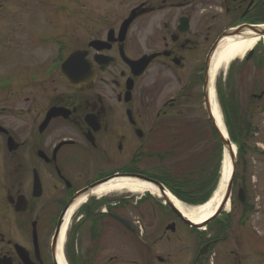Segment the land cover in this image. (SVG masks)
<instances>
[{"label": "flooded vegetation", "instance_id": "af4514ba", "mask_svg": "<svg viewBox=\"0 0 264 264\" xmlns=\"http://www.w3.org/2000/svg\"><path fill=\"white\" fill-rule=\"evenodd\" d=\"M48 12L0 0V264H58L78 203L65 264H264L261 185L202 228L165 194H94L134 176L162 184L183 133L203 126L199 112L212 126L205 96L219 43L264 25V0H63ZM263 46L240 62L258 71L237 100L255 146Z\"/></svg>", "mask_w": 264, "mask_h": 264}, {"label": "rangeland", "instance_id": "374dc122", "mask_svg": "<svg viewBox=\"0 0 264 264\" xmlns=\"http://www.w3.org/2000/svg\"><path fill=\"white\" fill-rule=\"evenodd\" d=\"M33 1L34 6L36 8V13L39 15H47L51 12H48L49 6L50 8H57L58 4L63 0H23V2ZM264 47V46H263ZM243 59H236L231 62L225 69H221L215 77L214 87L219 88V84L222 86V92L224 90V97L230 96L235 100H242V103L245 104L248 100V94L251 91V87L253 85L254 79L258 76V71L255 68V60H251L248 63L240 64ZM238 63V64H237ZM260 75H264V71L260 72ZM231 90V91H229ZM219 100V94L216 95ZM199 120L201 121L198 130H189L185 131L182 135L181 143L183 141L184 145L182 149L178 151L175 159L169 160L166 164L168 166V170L163 176V179L166 176L171 178V183L175 180L173 185H176L177 179L183 176L182 174L189 173L191 170L197 171L199 166L204 165L207 162V166L209 165V170L211 171L217 162L218 151L216 149V139L213 138L209 133V126L206 123V116L203 112H199ZM264 120V119H263ZM261 126H263L261 124ZM260 135V134H259ZM256 138V137H255ZM254 141L258 143L256 147L260 150V146L263 148L264 144L262 143V136H259ZM252 144V143H250ZM254 145V144H252ZM169 150V148H168ZM147 153V152H146ZM223 150H221V159H222ZM215 154V156H214ZM209 161V163H208ZM222 161V160H221ZM222 165V162H221ZM149 166H154L153 161L149 164ZM221 168L219 171L220 177ZM194 178V177H193ZM196 178V176H195ZM219 180V179H218ZM240 180L237 183H234L232 186V198L234 199L238 189L243 190L244 194L247 193L246 189L251 193H255L252 189L259 188V185L264 187V157L252 154L248 159V168L247 172L243 179V184H240ZM256 195V194H255ZM254 195V197H255ZM200 196V194H198ZM253 197V198H254ZM178 200V199H177ZM254 201V199H253ZM179 202H183L180 200ZM186 202H183V204ZM257 202H255L256 204ZM189 206H198L201 205L199 203L190 202ZM257 239V238H256ZM262 244L264 243V235L261 237L259 241ZM261 252L264 259V248H261Z\"/></svg>", "mask_w": 264, "mask_h": 264}, {"label": "bare ground", "instance_id": "6f19581e", "mask_svg": "<svg viewBox=\"0 0 264 264\" xmlns=\"http://www.w3.org/2000/svg\"><path fill=\"white\" fill-rule=\"evenodd\" d=\"M258 30L260 33L257 32ZM259 42H263L264 44V25L255 27L254 29L248 28L241 35L226 36L219 43V46L215 51L212 61L210 63L208 92L210 111L216 128L226 140H228V133L223 123L222 115L216 101V95L213 87L215 77L222 68L225 69L234 60L242 58ZM228 148H230L233 154H235L236 147L234 144L231 143L230 146L228 145ZM228 148H224L219 181L215 191L213 192L208 201L198 206H186L185 204L176 201L170 193L165 192V196L175 207V209L179 211L180 214L184 216V218L188 219L194 224H202L205 220L213 216L214 212L216 211V209L224 198L226 186L231 172V160ZM110 192H128L138 195L142 193H148L154 196L159 195L157 189L153 185L141 180L128 178L112 180L107 184L100 186L94 190V194ZM79 204L80 203L76 205ZM75 206H72L68 211L64 220V224L61 228L60 238L58 240L56 251V259L58 264H65L62 257L63 236L67 228V221L69 215Z\"/></svg>", "mask_w": 264, "mask_h": 264}, {"label": "trees", "instance_id": "16d2710c", "mask_svg": "<svg viewBox=\"0 0 264 264\" xmlns=\"http://www.w3.org/2000/svg\"><path fill=\"white\" fill-rule=\"evenodd\" d=\"M218 94L224 123L226 125L230 141L234 143L237 148V163L234 183H237L240 180V184H243V179L248 168V159L252 154L259 155L260 150L255 145L247 142V135L250 136L252 133H247V135H245L237 100L232 97L231 93H229L230 96L224 97V91L222 92L221 84H219ZM209 130L211 131L210 135L216 139L215 147L218 151L215 167L210 171L209 165L207 166L206 162L204 165L199 166L197 171L191 170L189 173L182 174L183 176L177 179L176 185H173L176 180L171 183V178L169 176H166L161 180V183L167 186L168 189L172 193L176 194L183 202H194L199 204L205 203L211 196L218 182L222 160V145L217 133L210 125ZM198 194H200V196H198Z\"/></svg>", "mask_w": 264, "mask_h": 264}, {"label": "water", "instance_id": "95a60500", "mask_svg": "<svg viewBox=\"0 0 264 264\" xmlns=\"http://www.w3.org/2000/svg\"><path fill=\"white\" fill-rule=\"evenodd\" d=\"M257 32H259V30ZM205 105H206V108H207L208 118H209V120L211 121L212 125L215 128L223 148H228V145L229 146L231 145L230 141L226 140L222 136V134H220V132L218 131V129L216 128V126L214 124V120L212 118L211 111H210V102H209L208 91H207L206 96H205ZM228 152H229V156H230V160H231V172H230V177L228 179V183H227V186H226L224 198H223L222 202L220 203V205L218 206V208L216 209V211L214 212L213 216H211L210 218L205 220L202 224L197 225V224L189 222L192 225H195L196 227H203V226H205L206 223H208L212 219L216 218L220 214V212L222 211L224 205L227 203V201L229 199V196H230V193H231L232 184H233V180H234V176H235V170H236V155L233 154V152H232V150L230 148H228ZM128 178L138 179V180L144 181L146 183H149V184L153 185L157 189V191H158V193L160 195L161 194L162 195L165 194V188L161 184L156 182V181L148 180V179L140 177V176H134V177H128ZM238 199L240 200V202L244 201V194H243L242 190H239V192H238ZM167 203H168V205H170V203L168 201H167Z\"/></svg>", "mask_w": 264, "mask_h": 264}]
</instances>
